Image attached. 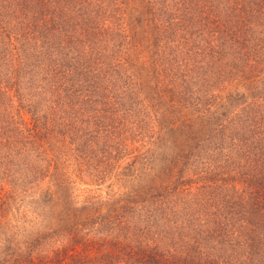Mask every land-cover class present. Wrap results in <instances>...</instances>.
<instances>
[{
	"label": "trees",
	"instance_id": "1",
	"mask_svg": "<svg viewBox=\"0 0 264 264\" xmlns=\"http://www.w3.org/2000/svg\"><path fill=\"white\" fill-rule=\"evenodd\" d=\"M0 264H264V0H0Z\"/></svg>",
	"mask_w": 264,
	"mask_h": 264
}]
</instances>
